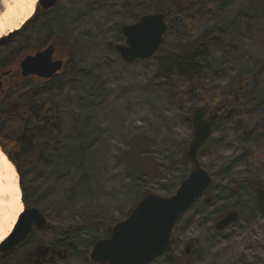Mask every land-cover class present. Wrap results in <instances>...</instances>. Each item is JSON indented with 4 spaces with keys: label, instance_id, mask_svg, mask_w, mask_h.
Masks as SVG:
<instances>
[{
    "label": "rangeland",
    "instance_id": "374dc122",
    "mask_svg": "<svg viewBox=\"0 0 264 264\" xmlns=\"http://www.w3.org/2000/svg\"><path fill=\"white\" fill-rule=\"evenodd\" d=\"M210 1L167 0L160 47L131 63L114 47L126 44L123 27L154 14L153 0H57L46 25L0 40V66L52 37L63 63L48 83L11 77L0 94V135L8 148L23 144L14 165L23 206L49 226L2 253L0 264H24L39 248L65 254L40 264H94L90 254L104 233L91 226L112 230L142 198L172 197L190 174L191 117L200 108L206 119L218 116L197 153L212 184L151 264H264L256 205L264 190V14L256 7L264 10V0H233L221 11L207 9ZM193 57L186 72L182 61ZM43 106L51 112L40 123ZM229 212L238 220L217 232Z\"/></svg>",
    "mask_w": 264,
    "mask_h": 264
},
{
    "label": "water",
    "instance_id": "95a60500",
    "mask_svg": "<svg viewBox=\"0 0 264 264\" xmlns=\"http://www.w3.org/2000/svg\"><path fill=\"white\" fill-rule=\"evenodd\" d=\"M55 4L56 0L38 2V5L44 9H50ZM165 31L166 23L162 14L143 16L137 23L121 29L126 44L117 45L114 49L126 63L150 59L160 47ZM52 54L53 48L50 46L34 56L25 58L20 65L22 76L37 77L42 80L53 78L62 69L63 64L61 61L52 62ZM217 121L216 113L205 119L202 108L193 112L191 123L194 137L186 152L193 170L172 197L145 196L125 220L113 226L108 239L100 240L93 246L90 254L92 262L151 264L163 255L178 219L191 209L196 200L203 196L212 184V178L198 162L197 153L211 135ZM203 202L208 204L210 199H204ZM256 204L264 214L263 189L256 191ZM237 220L238 214L229 212L215 224L214 229L217 232L223 231ZM34 226L38 230L49 228L44 216L37 209L24 210L10 236L0 245V252L7 253L22 243ZM189 251L190 246H187L185 253L188 254Z\"/></svg>",
    "mask_w": 264,
    "mask_h": 264
},
{
    "label": "bare ground",
    "instance_id": "6f19581e",
    "mask_svg": "<svg viewBox=\"0 0 264 264\" xmlns=\"http://www.w3.org/2000/svg\"><path fill=\"white\" fill-rule=\"evenodd\" d=\"M39 0H1L0 40L19 31L34 15ZM24 206L14 164L0 149V245L9 237Z\"/></svg>",
    "mask_w": 264,
    "mask_h": 264
},
{
    "label": "trees",
    "instance_id": "16d2710c",
    "mask_svg": "<svg viewBox=\"0 0 264 264\" xmlns=\"http://www.w3.org/2000/svg\"><path fill=\"white\" fill-rule=\"evenodd\" d=\"M166 1L167 0H153L154 2V5L152 6V9H153V12L154 13H157V14H162L164 16V19H165V6H166ZM171 3L175 4V0H169ZM233 0H211L210 1V4L207 6V9H214V10H217V11H221L223 10L224 8H226L227 6H229L231 3H232ZM257 8V13H262L264 14V10L262 9H259L258 7ZM36 14V12H35ZM35 14L34 16L31 18V20H29L24 26H23V31H25V29L27 30L29 26H31V24L33 23L34 21V18H35ZM199 14L201 16H205V12L204 11H200ZM46 22H48L47 20V17L45 20H43L41 22V24H44L46 25ZM48 27V26H47ZM190 27V26H188ZM191 28V27H190ZM50 30V28H49ZM192 32V31H191ZM197 59L196 58H191L189 60H183L182 61V68L183 70H185L187 72V70H189V68H192V63L195 62ZM184 71V72H185ZM185 72V73H186ZM187 76L184 74V78H186ZM51 81V80H50ZM50 81H46V82H43L44 84L45 83H48ZM42 87V86H40ZM51 112V108L50 107H47V106H43L41 109H40V113L37 114V118L39 120L40 123H45L46 122V118L47 116H49ZM6 116L8 117H13V115H10L8 114L7 112L5 113H2V118H6ZM28 116H21V118H19L21 121H24V122H28ZM10 145H11V148H8L7 147V143L2 139V136L0 135V149L6 154V156L8 157V159L15 165V167L18 169V166H17V154L19 152H21L23 150V144L20 142V141H11L10 142ZM210 190V187L209 189ZM207 190V191H208ZM212 203V201H210V204ZM131 212V211H130ZM92 229H98L101 230L104 235H103V238L106 239V238H109L110 235H111V229H106V228H101L100 226L96 225L95 227H90ZM30 236V235H29ZM95 244V243H94ZM39 252H44V250H40L38 252H36L37 255H39ZM35 254V255H36ZM0 256L2 258L3 254L0 252Z\"/></svg>",
    "mask_w": 264,
    "mask_h": 264
},
{
    "label": "flooded vegetation",
    "instance_id": "af4514ba",
    "mask_svg": "<svg viewBox=\"0 0 264 264\" xmlns=\"http://www.w3.org/2000/svg\"><path fill=\"white\" fill-rule=\"evenodd\" d=\"M40 8H39V10L36 12L37 14H35V18H34V21H33V23H35V22H39V21H43L44 19H46V17H48L53 11H54V9L57 7V1H56V5L53 7V8H51V9H44L42 6H39ZM57 39H56V37H52V38H50L49 40H47L44 44H43V46H42V49L41 50H37V51H32V52H28L27 54H26V52L27 51H25V54H23L24 52H22L21 54H18L17 56H15V59H14V57H13V62H11L12 63V65H9V64H7V65H3V66H0V83H1V89H0V94H1V92H2V90H3V88H4V84H5V81L9 78V79H12L11 77H13V79H18V80H20V79H22L23 81H27V80H31V78L33 79H36V81L38 80V81H40V80H42V79H40V78H37V77H23L22 76V70H21V67H20V65H21V63H22V61L25 59V58H27V57H29V56H34L35 54H37V53H39V52H42V51H44L46 48H48V47H52L53 48V54H52V58H51V60H52V62H56V61H61L62 62V60L61 59H59V58H57V46H58V44H57ZM1 46H3L2 45V43H0V47ZM29 51V50H28ZM23 54V55H22ZM22 55V56H21ZM10 57V56H9ZM15 67V69L13 68V67ZM14 69V70H13ZM58 74V73H57ZM56 74V75H57ZM55 75V76H56ZM54 76V77H55ZM53 77V78H54ZM52 78V79H53ZM51 79V80H52ZM43 81V80H42ZM34 230V229H33ZM40 249V248H39ZM39 249H37V251L36 252H38L39 251ZM36 252H34V254L32 255L31 253H28V254H26L25 255V257H24V264H40L41 262V257H43V256H50V259H49V261H52L56 256L57 257H61V256H63V255H65L64 253H62L61 251H58V252H56L55 250H51V249H48V248H45L44 249V252H39V255H35V253ZM62 258V257H61ZM63 258H64V256H63Z\"/></svg>",
    "mask_w": 264,
    "mask_h": 264
},
{
    "label": "snow or ice",
    "instance_id": "6c2138e0",
    "mask_svg": "<svg viewBox=\"0 0 264 264\" xmlns=\"http://www.w3.org/2000/svg\"><path fill=\"white\" fill-rule=\"evenodd\" d=\"M33 2H35V0H33Z\"/></svg>",
    "mask_w": 264,
    "mask_h": 264
}]
</instances>
